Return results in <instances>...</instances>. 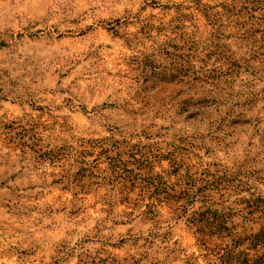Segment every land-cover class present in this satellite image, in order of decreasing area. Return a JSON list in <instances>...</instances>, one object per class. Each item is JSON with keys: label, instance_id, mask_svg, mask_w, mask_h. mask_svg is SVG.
<instances>
[{"label": "rangeland", "instance_id": "obj_1", "mask_svg": "<svg viewBox=\"0 0 264 264\" xmlns=\"http://www.w3.org/2000/svg\"><path fill=\"white\" fill-rule=\"evenodd\" d=\"M263 212L264 0H0V264H237Z\"/></svg>", "mask_w": 264, "mask_h": 264}, {"label": "trees", "instance_id": "obj_2", "mask_svg": "<svg viewBox=\"0 0 264 264\" xmlns=\"http://www.w3.org/2000/svg\"><path fill=\"white\" fill-rule=\"evenodd\" d=\"M201 221L204 225L197 228V233L201 236L202 239L204 238V240L207 236L206 230H210L211 233L217 232L219 234L228 230L225 216L219 212L203 213ZM255 240L258 241L257 243L264 245V231H262V233L259 234L258 239ZM257 243H255V246L257 245ZM247 256V252H245L244 250L240 251V253L237 254V264H264V252L260 256H257V258L255 259H249Z\"/></svg>", "mask_w": 264, "mask_h": 264}]
</instances>
